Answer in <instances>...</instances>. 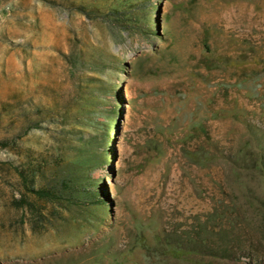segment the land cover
Returning <instances> with one entry per match:
<instances>
[{
	"label": "rangeland",
	"instance_id": "1",
	"mask_svg": "<svg viewBox=\"0 0 264 264\" xmlns=\"http://www.w3.org/2000/svg\"><path fill=\"white\" fill-rule=\"evenodd\" d=\"M112 5L132 29L117 27ZM73 45L104 53L119 94L108 160L93 172L105 201L86 205L89 220L15 201L22 147L50 143L44 126L19 137L22 100L69 86L62 52ZM255 137L264 145V0H0V264H264L256 169L182 152L251 156ZM200 225L203 244L233 255L170 259L144 245Z\"/></svg>",
	"mask_w": 264,
	"mask_h": 264
},
{
	"label": "trees",
	"instance_id": "2",
	"mask_svg": "<svg viewBox=\"0 0 264 264\" xmlns=\"http://www.w3.org/2000/svg\"><path fill=\"white\" fill-rule=\"evenodd\" d=\"M84 5L81 2L77 6L85 12ZM108 10L112 13L111 17L118 19L117 27L133 28L128 20L119 19L115 14L121 12L118 5H112ZM62 53L69 86L46 90L45 100L34 101L31 96L22 100L19 137L33 127L44 126L49 132L50 143L36 150L22 147L20 163L14 166L22 186L21 195L15 201L33 215L47 216L44 209L60 207L69 212L71 220H89L91 213L86 205L105 201L101 178L93 172L108 160L109 131L111 119L117 111L119 94L114 83L102 75L111 61H106L98 47L86 50L73 45L69 52ZM193 123L196 125L199 122L196 120ZM253 140L255 148L251 156L248 152H238L233 157L211 150L204 144L184 147L182 152L188 161L203 166L221 157L240 167H253L264 181V145L259 137ZM199 228L197 235L189 234L188 239L174 234L163 237L158 232L154 245L148 244V241L144 245L149 251L153 248L170 259L183 257L192 260L194 257L196 260L200 253L215 257L233 255L234 251L227 245L203 244L206 228L202 225ZM220 235L223 237L224 231Z\"/></svg>",
	"mask_w": 264,
	"mask_h": 264
}]
</instances>
